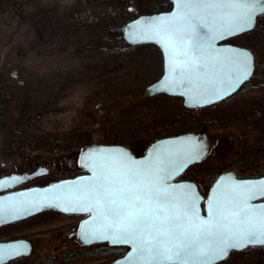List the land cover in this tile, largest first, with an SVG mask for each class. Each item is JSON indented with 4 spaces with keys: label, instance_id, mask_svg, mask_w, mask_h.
<instances>
[{
    "label": "rangeland",
    "instance_id": "obj_1",
    "mask_svg": "<svg viewBox=\"0 0 264 264\" xmlns=\"http://www.w3.org/2000/svg\"><path fill=\"white\" fill-rule=\"evenodd\" d=\"M158 1L129 4L138 14L146 3L151 13ZM117 11V0H0V170L21 155L68 150L73 157L95 142L142 154L153 140L203 123L221 140L181 178L199 182L204 196L241 154L264 157V124L246 123L264 111V16L227 40L254 51L250 83L225 101L189 109L174 95L143 92L163 73L162 52L154 43L120 42L109 18ZM217 264H264V246L234 250Z\"/></svg>",
    "mask_w": 264,
    "mask_h": 264
},
{
    "label": "snow or ice",
    "instance_id": "obj_2",
    "mask_svg": "<svg viewBox=\"0 0 264 264\" xmlns=\"http://www.w3.org/2000/svg\"><path fill=\"white\" fill-rule=\"evenodd\" d=\"M175 11L137 20L125 31L133 44L153 42L166 57L159 88L204 107L233 94L253 75L251 52L219 46L254 28L264 0H173ZM194 136L152 145L137 159L125 148H96L85 154L91 175L0 199V222L44 208L86 213L80 238L107 241L131 251L114 264H217L233 250L264 246V179L221 177L206 200L190 182L173 183L205 156ZM22 177L0 180V187ZM24 242L0 245V264L24 255Z\"/></svg>",
    "mask_w": 264,
    "mask_h": 264
},
{
    "label": "flooded vegetation",
    "instance_id": "obj_3",
    "mask_svg": "<svg viewBox=\"0 0 264 264\" xmlns=\"http://www.w3.org/2000/svg\"><path fill=\"white\" fill-rule=\"evenodd\" d=\"M230 41L233 42L232 40ZM250 81L245 82L234 94L221 101H225L242 91L244 86L249 84ZM174 96L181 99L184 105V98L182 96ZM187 108L201 109L203 107ZM213 118L215 120L216 117ZM246 123L251 127L262 126L264 124V111L259 112ZM208 126V123H203L201 128H208ZM201 128H192L183 132ZM212 135H214V147L221 139L218 133L214 132ZM248 141L249 139H246V142ZM252 143L256 145L257 141H252ZM237 152L239 155L240 151L238 150ZM246 152L248 155L245 153L241 154L238 161L228 164L224 169L218 171V175L227 168H235L239 171V177L242 178L264 176V161H262L264 157L260 158L255 153ZM71 155L67 150L47 155H21L19 159H13L9 162V170H0V179L4 176L18 175V177L23 178V181L0 190V195L26 187L48 185L55 181L84 173L85 171L81 169L79 164L80 153L79 155L75 154L73 157ZM45 177H51V179L41 182L40 180ZM197 183L199 184V182ZM86 216L87 214L84 213H64L57 208H45L29 216L0 223V241L24 240L31 245L29 253H24L19 258L7 261L6 264H112L117 257L122 256L127 251V247L110 245L108 242H95L91 244L81 242L79 232L81 223Z\"/></svg>",
    "mask_w": 264,
    "mask_h": 264
},
{
    "label": "water",
    "instance_id": "obj_4",
    "mask_svg": "<svg viewBox=\"0 0 264 264\" xmlns=\"http://www.w3.org/2000/svg\"><path fill=\"white\" fill-rule=\"evenodd\" d=\"M171 7L170 9H167V10H162V11H156V12H151V13H142V14H139L138 16L134 17L133 19H130L128 20L126 23H124L122 26H121V30L123 32V35H124V38L125 40L130 43V44H133L131 43V41L128 39V33L125 31L126 28H128V26L134 24L137 20H140V19H144V18H150V17H154V16H157V15H161V14H169L173 11H175V6H174V2L173 0H171ZM259 18V17H258ZM258 18H257V21H256V24L258 22ZM256 26V25H255ZM254 26V28H255ZM253 28V29H254ZM252 30V29H251ZM249 30V31H251ZM248 32V31H247ZM245 33V32H244ZM240 34H243V33H240ZM238 34V35H240ZM237 36V35H236ZM232 38V37H230ZM228 38V39H230ZM226 39V40H228ZM220 41L219 42V46H225V47H228V46H231V47H235V48H241V49H244V50H247L249 52L252 53L253 57H254V69H253V73L255 71V67H256V57H255V53L254 51L250 48V47H247V46H244V45H241V44H235V43H232V42H228V41ZM145 43H153V42H145ZM142 44V43H141ZM155 44V43H154ZM133 45H136V44H133ZM157 45V44H156ZM161 52H162V56H163V73L162 75L156 79L155 81L151 82L150 84L146 85L144 87V90L143 92L146 93L147 95H155V94H159V93H167L169 95H174V94H170L168 92H163L160 90L159 88V85H160V81L163 79V76L165 74V71H166V57L163 53V50L162 48L157 45ZM250 80V79H249ZM243 85V84H242ZM241 85V86H242ZM238 90V89H237ZM236 92V91H235ZM234 92V93H235ZM233 93V94H234ZM175 95H178V94H175ZM232 95V94H231ZM178 96H181V95H178ZM183 97V96H182ZM184 98V105L189 107L187 105V99L185 97ZM221 101V100H219ZM218 102V101H217ZM216 103V102H215ZM207 106V105H206ZM195 108H199V107H195ZM185 136H194L196 138H198V142L203 144L204 145V148H205V156L199 160L198 162L202 161L204 158H206L211 150H212V147H213V144H214V135H212L209 130L206 128V127H203L201 129H198V130H194V131H187V132H182V133H179V134H174V135H166V136H162V137H159L157 139H155L154 141H152L148 147L146 148L144 154L142 155H137L135 153V151L128 145L126 144H122V143H92V144H88L86 145L80 152V155H79V164H80V167L83 171H85L84 173L82 174H78L74 177H70V178H65V179H61V180H58V181H55L51 184H48V185H44V186H31V187H26V188H22V189H18V190H15V191H11V192H8V193H4L2 195H0V199H3L5 197H11V196H14L16 193H19V192H30V190L32 189H39V190H43V189H46V188H51L54 184H59V183H62V182H65V181H74V180H77L81 177H86V176H89L91 175V173L84 167H82L83 163L85 162V154L90 150V149H96V148H125L126 150H129L131 153L134 154V156L137 158V159H141L143 158L146 154H147V151L149 148L152 147V145L154 144H158V143H161L163 141H166V140H175V139H178V138H181V137H185ZM198 162H194L192 164H190L186 169L185 171L193 164L195 163H198ZM184 171V172H185ZM183 172V173H184ZM183 173L178 176L176 179H174L172 182L173 183H179V182H190V183H193L194 185H196L197 187V190L199 192V194L201 195V197H203V200H202V203H201V213L202 215H206V200L208 198V196L211 194V189L215 186L216 182L221 178V177H232L236 180H241V181H244V180H258V179H264V176H261V177H256V178H242V177H239V171L235 168H227L225 170H223L218 176L217 178L214 180V182L212 183V186H211V189L208 193L207 196H204V194L202 193L200 187H199V184L193 180V179H184V178H181V176L183 175ZM12 176H18V175H9V176H4L2 177L0 180H5V179H9L10 177ZM23 181V179L21 180V182ZM15 184H12V185H9L7 187H11ZM7 187H0V190L2 189H6ZM253 203L255 204H264V198H261V199H257V200H254ZM54 208V207H53ZM45 209V208H44ZM39 212V211H38ZM34 213H37V212H34ZM33 213V214H34ZM86 214V213H84ZM29 216V215H27ZM26 217V216H24ZM23 218V217H22ZM91 217H90V214H87V216L83 219L82 223L85 221V220H89ZM11 221L10 219L8 218H4V220L0 223H4V222H9ZM81 223V224H82ZM80 233H81V227H80V232H79V239L81 242H83L80 238ZM17 242H24L26 244V247L22 249V251L24 253H29L31 251V245L29 243H27L26 241L24 240H10V241H0V245H4V244H9V243H17ZM99 242H107V241H99ZM84 243V242H83ZM95 243V242H94ZM109 243V242H108ZM110 244V243H109ZM111 245V244H110ZM115 246H126L127 247V251L120 257H117L112 264H114L115 261L117 260H121L123 261L126 256H127V253L131 251V248L130 246H127V245H115ZM250 247V246H249ZM234 251V250H233ZM231 254V252H230ZM229 254V255H230ZM223 261V260H221ZM221 261H218L217 263L221 262Z\"/></svg>",
    "mask_w": 264,
    "mask_h": 264
},
{
    "label": "trees",
    "instance_id": "obj_5",
    "mask_svg": "<svg viewBox=\"0 0 264 264\" xmlns=\"http://www.w3.org/2000/svg\"><path fill=\"white\" fill-rule=\"evenodd\" d=\"M129 1L130 0H117V6L119 7V11H117V12H115L109 16V18H111L114 22L111 30L113 32L118 33V35H119L118 40L120 42H124V43L125 42L127 43V41L125 40L123 32L120 28L121 25L126 23L128 20L133 19L134 17L138 16L139 14L145 13L146 10H149V7H147V4L142 3L141 9H139L140 13L135 14L134 10H131V8H130ZM170 5H171V0H159L157 3H155L153 5V8L151 11L156 12V11L167 10V9H169Z\"/></svg>",
    "mask_w": 264,
    "mask_h": 264
}]
</instances>
